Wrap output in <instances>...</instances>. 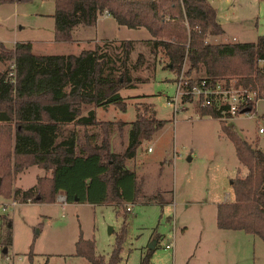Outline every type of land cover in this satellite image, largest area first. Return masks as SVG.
<instances>
[{
	"label": "trees",
	"instance_id": "1",
	"mask_svg": "<svg viewBox=\"0 0 264 264\" xmlns=\"http://www.w3.org/2000/svg\"><path fill=\"white\" fill-rule=\"evenodd\" d=\"M104 12L118 25L145 28L150 38L142 42L159 47L165 67L175 75L186 61L184 74L191 82L200 77L233 79L234 86L264 96V67L259 65L264 59V36L252 42H209L207 37L223 31L208 0H53V40L72 41L75 27L93 26ZM134 41H121L118 65L99 46L76 54H35L30 41H16L11 48L0 42V62L7 64L0 70V196L19 203L53 202L61 193L65 203L112 204L122 222L107 259L95 253L92 238L79 234L74 242L73 254L89 264L119 261L127 204L162 200L159 192L143 193L141 177L125 161L164 121L151 111L145 115L138 106L128 123L98 119L93 109L114 105L124 110L119 90L130 80L126 61ZM196 110L217 118L209 109L197 106ZM261 119L264 122V114ZM219 122L246 172L230 179L232 199L216 203L215 225L256 235L264 244V152ZM69 124L72 128H67ZM75 126L83 128L81 136ZM125 126L126 146L121 152L112 151L111 135L116 130L120 137ZM90 128L98 132L91 133ZM29 166L49 171V176L36 175L27 188L13 187V177ZM3 219L0 215L2 223ZM10 234L5 222L3 247L11 244ZM149 254L150 248L140 264H147Z\"/></svg>",
	"mask_w": 264,
	"mask_h": 264
},
{
	"label": "rangeland",
	"instance_id": "2",
	"mask_svg": "<svg viewBox=\"0 0 264 264\" xmlns=\"http://www.w3.org/2000/svg\"><path fill=\"white\" fill-rule=\"evenodd\" d=\"M208 1L223 29L221 34L207 37L209 42H252L264 36V0ZM52 11L53 0H0V42L11 48L16 41H30L33 53L44 54H74L80 48L99 46L108 50L118 65L121 41L138 38L126 61L130 80L119 90L124 110L111 105L106 112L99 110L97 116L128 123L135 118L138 106L145 115L151 111L164 121L150 140L136 147L133 158L125 161L141 177L143 193L159 192L162 200L131 204V210L125 213V235L117 264H140L148 248L147 264H264L260 238L215 225L216 203L225 195L231 199L230 179L245 171L219 121L264 151V130L257 132L258 127L264 129V100L254 105L253 117L240 113L225 121L199 115L195 101L178 103L173 111L167 101L174 95L176 75L165 67L162 50L140 39L149 37L147 30L118 25L111 16L100 15L96 26L73 30L72 37L81 39V43H57L52 38ZM5 65L0 62V70ZM259 65L264 67V61ZM80 127H75L79 136L83 133ZM127 127L120 137L114 130L110 137L112 151L121 152L126 146ZM67 128H72L71 124ZM90 132L97 133L98 129L90 128ZM25 169L13 177L12 186L16 180L18 187L27 188L36 175L49 176V171L39 172L36 166ZM55 201H15L11 205L10 198L0 196V215L4 216L0 238L5 222L11 231V244H0V264H89L73 254L79 234L84 239L92 238L95 253L107 259L122 222L121 213L107 203Z\"/></svg>",
	"mask_w": 264,
	"mask_h": 264
},
{
	"label": "built area",
	"instance_id": "3",
	"mask_svg": "<svg viewBox=\"0 0 264 264\" xmlns=\"http://www.w3.org/2000/svg\"><path fill=\"white\" fill-rule=\"evenodd\" d=\"M105 13V12H104ZM263 60H259L261 62ZM184 62L180 70L175 76L174 95L168 98V103L173 107V111L177 110L178 103H186L195 101L199 107L209 109L217 114L218 120H227L235 117L240 113H246L250 117L254 115V105L264 100L263 97L256 95L254 91L234 86L233 79H216L211 80L207 77H200L195 81H190L189 77L184 74ZM252 103V108H247V103ZM258 132L263 129L258 127ZM151 148L147 147V151ZM225 195L224 199L227 200ZM55 200L59 204L65 203L64 196L57 194ZM15 201L11 200V205ZM126 210H131V204L126 205Z\"/></svg>",
	"mask_w": 264,
	"mask_h": 264
},
{
	"label": "crops",
	"instance_id": "4",
	"mask_svg": "<svg viewBox=\"0 0 264 264\" xmlns=\"http://www.w3.org/2000/svg\"><path fill=\"white\" fill-rule=\"evenodd\" d=\"M101 16H108V17H110V15H108V14H106V13H103V14H101ZM113 19V18H112ZM114 20V19H113ZM98 21V19H96V22ZM96 22H95V26H96ZM78 28H80V31H84V30H86V28H85V26H77V27H75L73 30H77ZM140 27H137V28H133V29H139ZM222 28V27H221ZM145 29V28H144ZM146 30V29H145ZM222 31H223V29H222ZM73 32V31H72ZM148 38H150V35L148 34ZM148 38H140V39H148ZM130 40H139L138 38H131ZM54 42H57V43H63L64 41H54ZM71 42H74L75 44H77V43H81V39H77V38H73V40L71 41ZM66 43H70V42H66ZM94 47V46H93ZM93 47H90V48H80L79 50H78V52L80 51V50H82V49H91V48H93ZM33 49V47H32V43H31V50ZM77 52V53H78ZM35 54H44V53H35ZM49 54H66V53H49ZM74 54H76V53H74ZM263 61H264V59H263ZM123 97V96H122ZM124 98V97H123ZM109 107H111V105H108L106 108H104V109H100V107H96V108H93L94 109V112H95V116H96V118H98V119H103V120H108V119H104V118H100V117H98L97 116V112H99V110H100V112L102 111V110H104L105 111V109H108ZM106 112V111H105ZM101 115H102V113H100ZM100 115V116H101ZM109 120H111V119H109ZM113 120V119H112ZM122 120V119H121ZM126 122V121H125ZM127 123V122H126ZM76 127V126H75ZM75 127H74V130H75ZM80 127V126H79ZM81 129H83L82 127H80ZM258 129V128H257ZM264 130V129H263ZM263 130L261 131V132H258V130H257V132L258 133H263ZM246 140V139H245ZM147 148V147H146ZM258 148H260V147H258ZM261 149V148H260ZM262 150V149H261ZM149 151H151V149L149 150ZM263 151V150H262ZM264 152V151H263ZM191 159V158H190ZM189 159V160H190ZM37 169H38V167H37ZM245 169V168H244ZM25 170H27V169H25ZM24 170V171H25ZM24 171H21V173H23ZM41 171V169L39 168V172ZM245 172H246V169H245V171H244V173L243 174H241L240 176H243L244 174H245ZM135 173H136V170H135ZM37 173H35V175H36ZM39 174V173H38ZM21 175V174H20ZM20 175H19V177H18V179L20 178ZM15 179H17V177L15 178ZM34 181H35V178H34ZM14 182L15 183H13V186L14 187H18L17 186V184H16V180H14ZM34 183V182H33ZM32 182H31V185L33 184ZM230 183V182H229ZM30 185V186H31ZM29 187V186H28ZM228 197V196H227ZM231 199H232V192H231ZM231 199H229V197L227 198V201H229V200H231ZM224 200V199H223ZM222 200V201H223ZM56 202V201H55Z\"/></svg>",
	"mask_w": 264,
	"mask_h": 264
},
{
	"label": "water",
	"instance_id": "5",
	"mask_svg": "<svg viewBox=\"0 0 264 264\" xmlns=\"http://www.w3.org/2000/svg\"><path fill=\"white\" fill-rule=\"evenodd\" d=\"M189 159H190V157H187V158H186V160H189Z\"/></svg>",
	"mask_w": 264,
	"mask_h": 264
}]
</instances>
